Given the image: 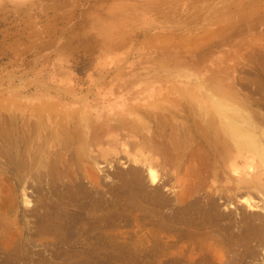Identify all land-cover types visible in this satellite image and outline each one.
I'll list each match as a JSON object with an SVG mask.
<instances>
[{
	"label": "rangeland",
	"instance_id": "obj_1",
	"mask_svg": "<svg viewBox=\"0 0 264 264\" xmlns=\"http://www.w3.org/2000/svg\"><path fill=\"white\" fill-rule=\"evenodd\" d=\"M220 105L263 127L264 0H0V264L236 262L194 145Z\"/></svg>",
	"mask_w": 264,
	"mask_h": 264
},
{
	"label": "bare ground",
	"instance_id": "obj_2",
	"mask_svg": "<svg viewBox=\"0 0 264 264\" xmlns=\"http://www.w3.org/2000/svg\"><path fill=\"white\" fill-rule=\"evenodd\" d=\"M226 109L225 106L221 105L217 108L224 118L222 122L218 123L214 121V119L212 121L209 119L203 121L201 124V135L195 136L198 138V141L194 145L199 146L198 148L203 150L202 153H198V149L197 157L204 159L207 158L205 161L207 162L206 164H208V171L205 175L208 177L211 176L214 179H218V177L221 176L223 179L222 184H218L212 193L216 194L218 198H222L223 201L230 202L233 198L236 199L238 201L236 209L239 207L241 210V214L238 217V227L236 226L237 232L242 239L240 241L241 246H250L252 247V250L250 247V250H248L247 247L244 250H240L237 255L235 254L236 258L240 260L236 259L237 263L234 262V260L230 263L241 264L243 263L241 261L244 260L245 264V262L250 260H258L260 264H264V123L262 125L263 127H260L254 124L247 116L241 117L240 120L234 110H231V113H228ZM87 120L89 121V119ZM88 121L87 123H89ZM64 123L66 125L61 121H58L42 126L39 130L46 132L40 136L42 139H40L39 146H41L42 149L39 148V150H41H37L36 152L35 145L30 146L28 144L27 154L30 155L32 152H36L37 154L35 153V155L40 154L39 162L41 163L44 160L42 155V153L45 152L44 143L47 142V147H49V143L52 142L53 147L56 148L61 147L64 139L66 143H71L74 140V137L70 135L72 130L68 129L70 127L69 119H66ZM87 125L88 124H82L80 126L83 130H86ZM26 127L29 129V124ZM83 130H81V132ZM19 133L20 131H17L18 141L20 139ZM47 134L48 138L45 137ZM195 137L193 136V139H195ZM175 140L177 143H175L174 140H170V145H172L173 148L174 144H176L174 146L176 149L188 146L191 141L185 135L178 136ZM21 146L18 144V156L20 155ZM166 147L164 146L163 152H165ZM193 155H195V153ZM182 157L181 154L179 157L180 161ZM206 164L204 161H201L202 166H205ZM194 167L198 168L197 165H194ZM147 175L153 184L159 183L157 174L150 166L147 168ZM231 187L233 189L230 191L229 188ZM217 218L218 220L224 221V223H227L225 222L226 218L229 219L226 216H218ZM240 242L238 244H240ZM256 251L262 252V255L258 256ZM224 262L223 264H225Z\"/></svg>",
	"mask_w": 264,
	"mask_h": 264
}]
</instances>
